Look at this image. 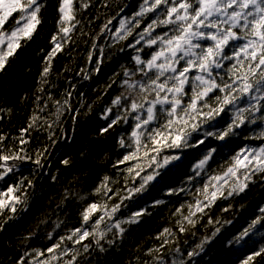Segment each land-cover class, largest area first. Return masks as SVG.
<instances>
[{
	"label": "snow or ice",
	"instance_id": "6c2138e0",
	"mask_svg": "<svg viewBox=\"0 0 264 264\" xmlns=\"http://www.w3.org/2000/svg\"><path fill=\"white\" fill-rule=\"evenodd\" d=\"M79 2L82 9L90 6L87 0ZM42 6L41 0H0V70L21 47V38L31 39L41 23L38 14ZM57 12V32L51 38L54 47L45 59L42 83L48 82L55 53L63 51L64 45L72 41L70 33L80 24L75 18L73 0H59ZM14 13L18 15L14 16ZM135 17L139 19L134 18L132 27L126 20H121L113 33L115 40L124 41L133 35L134 29L144 24L133 41L126 45L133 50L131 59L135 67L124 68L123 91L102 114L108 123L101 129V134L121 124H130L127 138L122 134L118 140L125 153L114 167L127 164L123 171L134 181L139 177V184L127 188L124 195L119 189L113 192L112 181L105 176L94 189V194L101 196L102 202L87 204L81 212L80 227L61 236L46 249L47 258L35 261V264H81L79 257L89 254L93 245L104 252L102 241L112 246L116 237L123 238L126 229L122 225L136 224L147 214L145 209H140L133 211L127 219L114 220L120 208L127 207L124 201L132 200L136 194L148 191L155 184L166 182L172 169L184 166L187 150L203 153L192 166V175L188 177L191 183L206 174L209 162L215 161L220 145L214 146L211 141L228 147L235 138L244 134L245 127L251 128L252 125H256L259 131L245 138L264 140V0H143ZM10 19L15 24L9 31L5 25ZM111 22L109 20L101 31L107 29ZM157 29L163 31L158 32ZM88 59L92 61L91 52ZM100 62L96 61L97 71ZM83 78L88 79V75ZM71 97L72 92L68 91L63 101H53L56 105L54 123L59 122L65 111H72ZM113 107L117 109L114 115ZM40 110L44 111L43 108ZM37 119L33 116L28 128L35 127ZM72 119L75 122L76 116ZM47 128L51 139L53 124H47ZM27 131L21 130V136L17 138L19 147L15 150L6 146L5 137L0 135V181H5V189H0V212L7 208L16 213V205L27 206L32 180H27V186L24 184L26 178L13 184L6 181L10 174L15 175L19 162L30 161L38 168L44 166L47 149L37 151L33 158L24 148L28 143L24 139ZM63 163L67 165L69 161L64 160ZM257 175L264 177V145L241 147L221 173L207 176L203 187H196V198L194 203L188 204L187 215L183 214L182 208L176 210L181 216L176 222L179 231H186V224L194 227L197 220L193 217L198 213L205 214V209L217 199H227L243 192ZM184 191V188L170 189L166 194L174 196ZM201 195L203 199L199 198ZM114 196L119 197V203L109 206L107 201ZM161 203V200L155 201L153 206ZM260 212L264 214V207ZM262 222L264 215L253 220L235 237L234 243L239 245ZM219 231L217 228L213 236ZM109 232L113 233V239H107ZM48 237L52 239V234L49 233ZM170 238H174V233L169 228L163 229L156 237L161 240L160 246L148 250V255L158 254V259L153 257L156 264H167L161 249L173 242ZM208 239L197 245L201 252ZM180 252L179 248L175 249L171 264H187ZM35 255L39 257L44 253L36 251ZM197 255L199 252L195 250L187 252L188 260ZM256 257L264 260V246L247 255L240 264H253ZM17 264H25V258L22 256ZM28 264L34 262L29 260Z\"/></svg>",
	"mask_w": 264,
	"mask_h": 264
},
{
	"label": "trees",
	"instance_id": "16d2710c",
	"mask_svg": "<svg viewBox=\"0 0 264 264\" xmlns=\"http://www.w3.org/2000/svg\"><path fill=\"white\" fill-rule=\"evenodd\" d=\"M87 2L90 6L82 9L79 0H73L75 18L80 24L70 33L72 41L52 58L47 83L41 82V72L48 53L54 47L51 38L57 32L59 0H41L43 6L38 14L41 23L31 39L21 38V47L0 70V135L5 137L4 144L15 150L19 147L17 138L21 136V130L28 129L24 133V139L28 141L24 145L25 150L35 158L37 151L47 149L43 168L30 161L19 162L20 167L15 175L10 174L6 178L9 184L19 183L21 178H26L25 186L30 179L32 187L28 189L26 207L20 204L16 205V213L7 208L0 212V264H17L22 256L25 264L29 260L35 264V261L47 258L48 247L70 229L80 227L81 212L87 204L102 202L101 196L94 194V189L105 176L112 181L113 192L119 189L124 195L127 188L139 184V177L134 181L123 171L127 164L114 167L125 153V149L119 147L118 140L122 134L127 138V133L131 131L130 124H121L103 134L101 129L108 123L102 114L123 91L121 81L124 79V68L135 67L131 59L133 50L126 45L133 41L144 24L134 29L133 35L124 41L115 40L113 33L121 20H126L128 26L132 27L134 18L139 19L135 13L143 0ZM109 20L111 24L102 32ZM14 24L15 21L10 19L5 28L10 31ZM89 52L92 53L91 62ZM97 60L101 61L98 71ZM85 74L88 79L83 78ZM68 91L72 92L69 101L72 111H65L59 122L54 123L56 105L53 101H63ZM42 108L44 111L40 110ZM116 111L113 107L112 114ZM33 116L38 117L36 126L28 128ZM72 116H76L75 122ZM49 123L53 124L51 139L47 128ZM257 131L256 125L245 127L244 134L235 138L228 147L211 141L214 146L220 145L215 161L209 162L210 168L206 174L191 183L188 177L192 175V166L202 158L203 153L195 154V149L187 150L183 167L172 169L166 182L155 184L148 191L136 194L132 200L124 201L127 207H121L114 220L127 219L133 211L140 209H145L147 214L140 217L136 224L122 225L126 229L123 238L116 237L112 246L102 241L104 252L93 245L89 254L79 257L81 264H156L153 257L158 259V254L147 253L149 249L160 246L161 240L156 237L165 228L174 233V238H170L173 242L161 249L167 264H171L175 258L176 248L181 250L180 254L187 264H240L247 255L258 251L264 246V222L256 225L254 232L239 245L234 243V239L258 216L264 215L260 212V208L264 207V177L261 175L254 176L243 192L227 199L221 197L205 209V214L198 213V218L193 217L197 220L194 227L186 224V231L181 233L176 223L181 218L176 210L182 208L183 214H188V204L194 203L196 198V187L202 188L207 176L221 173L241 147L264 145V140L245 138L254 136ZM64 160L69 163L65 165ZM180 188L185 191L179 195L166 194L170 189ZM0 189H5V181H0ZM82 196L84 199H81ZM199 198L203 199V196ZM158 200L163 203L153 206ZM107 203L109 206L119 203V197L114 196ZM217 228L220 231L213 236ZM49 233L52 239H49ZM113 238V233L109 232L107 239ZM206 238H209L208 242L201 252L197 245ZM193 250L199 255L188 260L187 252ZM36 251L44 255L36 257ZM253 264H264V260L256 257Z\"/></svg>",
	"mask_w": 264,
	"mask_h": 264
},
{
	"label": "rangeland",
	"instance_id": "374dc122",
	"mask_svg": "<svg viewBox=\"0 0 264 264\" xmlns=\"http://www.w3.org/2000/svg\"><path fill=\"white\" fill-rule=\"evenodd\" d=\"M5 47H6V45H5Z\"/></svg>",
	"mask_w": 264,
	"mask_h": 264
}]
</instances>
